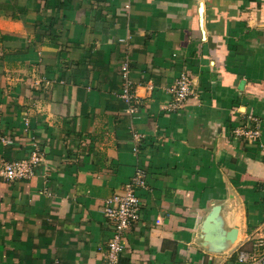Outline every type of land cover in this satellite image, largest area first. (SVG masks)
I'll list each match as a JSON object with an SVG mask.
<instances>
[{"label": "crops", "instance_id": "0c3cea01", "mask_svg": "<svg viewBox=\"0 0 264 264\" xmlns=\"http://www.w3.org/2000/svg\"><path fill=\"white\" fill-rule=\"evenodd\" d=\"M34 142L33 174L0 178V264H103L101 206L138 168L119 264H258L239 256L264 239V0H0V163Z\"/></svg>", "mask_w": 264, "mask_h": 264}, {"label": "built area", "instance_id": "2783aa9c", "mask_svg": "<svg viewBox=\"0 0 264 264\" xmlns=\"http://www.w3.org/2000/svg\"><path fill=\"white\" fill-rule=\"evenodd\" d=\"M129 65L127 59H123L120 65V78L122 86L119 97L125 105V112L134 117L137 112L138 100L132 92V79L130 78ZM172 94L169 109L180 106L189 96L192 95L190 78L186 73L181 72L175 79L170 88ZM237 134L253 140L259 135L257 131L235 130ZM137 136L136 132H133ZM5 145L11 144L9 138H1ZM31 155L23 159L8 160L0 163V178L7 181L20 178H28L33 174V166L41 161L36 143L33 144ZM146 173L141 169H136L132 180L127 182L119 193L106 198L101 206V213L111 226V234L107 240L104 250L103 264H119V256L124 249L123 238L128 227L140 218V199L137 195L139 189L146 186ZM256 254H240L239 261L249 258L252 262L264 264V239H258L254 244ZM52 264H59L54 261Z\"/></svg>", "mask_w": 264, "mask_h": 264}, {"label": "water", "instance_id": "95a60500", "mask_svg": "<svg viewBox=\"0 0 264 264\" xmlns=\"http://www.w3.org/2000/svg\"><path fill=\"white\" fill-rule=\"evenodd\" d=\"M215 226H217V221L213 218L212 221H209L208 223L205 224L204 230H205V232L212 231L215 228Z\"/></svg>", "mask_w": 264, "mask_h": 264}]
</instances>
